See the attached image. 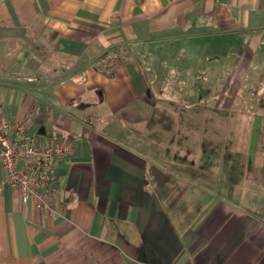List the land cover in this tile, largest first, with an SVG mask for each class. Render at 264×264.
<instances>
[{"label":"crops","instance_id":"0c3cea01","mask_svg":"<svg viewBox=\"0 0 264 264\" xmlns=\"http://www.w3.org/2000/svg\"><path fill=\"white\" fill-rule=\"evenodd\" d=\"M223 54L264 80V0H0V115L72 144L55 215L0 162V264H264V138L158 99Z\"/></svg>","mask_w":264,"mask_h":264},{"label":"rangeland","instance_id":"374dc122","mask_svg":"<svg viewBox=\"0 0 264 264\" xmlns=\"http://www.w3.org/2000/svg\"><path fill=\"white\" fill-rule=\"evenodd\" d=\"M231 60V57L225 54L211 56L208 62L200 66L206 70V78L199 77L196 72L199 64L195 62L184 64L180 71L184 73L176 74L174 78L160 76L157 80L160 89L159 102L172 105L201 103L212 109L220 103L222 108L215 112L220 114L221 119L228 121V127L221 128L223 134L264 138V118L261 121L258 117L261 107L258 103L264 99V80L258 79L263 64H255L239 76L240 64L233 65ZM182 74L184 77L180 76ZM162 88L169 89L170 93L162 92ZM199 89L201 95L198 93ZM237 89L238 95L235 96ZM236 118L239 120V126H231V121ZM261 146L264 149V140L255 144L258 150H261Z\"/></svg>","mask_w":264,"mask_h":264},{"label":"built area","instance_id":"2783aa9c","mask_svg":"<svg viewBox=\"0 0 264 264\" xmlns=\"http://www.w3.org/2000/svg\"><path fill=\"white\" fill-rule=\"evenodd\" d=\"M36 114L39 109L33 110ZM72 149L70 141L52 138L40 141L26 132L22 123L0 115V162L6 172L4 183L16 186L21 202L55 215L56 170Z\"/></svg>","mask_w":264,"mask_h":264}]
</instances>
